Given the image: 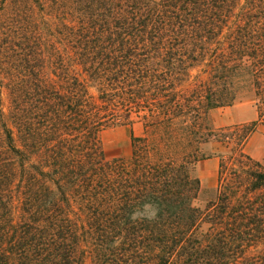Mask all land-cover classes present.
Listing matches in <instances>:
<instances>
[{
	"label": "trees",
	"instance_id": "trees-1",
	"mask_svg": "<svg viewBox=\"0 0 264 264\" xmlns=\"http://www.w3.org/2000/svg\"><path fill=\"white\" fill-rule=\"evenodd\" d=\"M241 98L255 118L211 128ZM259 125L264 0H0V264H264Z\"/></svg>",
	"mask_w": 264,
	"mask_h": 264
},
{
	"label": "rangeland",
	"instance_id": "rangeland-1",
	"mask_svg": "<svg viewBox=\"0 0 264 264\" xmlns=\"http://www.w3.org/2000/svg\"><path fill=\"white\" fill-rule=\"evenodd\" d=\"M256 116L255 105L248 98H241L228 105L212 108L208 113V121L211 128L216 129L224 125L248 122ZM140 126L117 123L103 128L99 132V141L103 153L107 157H126L130 152V134L138 133ZM215 142H207L203 145L205 150H212ZM243 150L251 157L264 163V126L259 125L243 144ZM218 157L209 155L201 159L196 165V174L199 178V191L196 198L198 205H204L214 196V184Z\"/></svg>",
	"mask_w": 264,
	"mask_h": 264
}]
</instances>
